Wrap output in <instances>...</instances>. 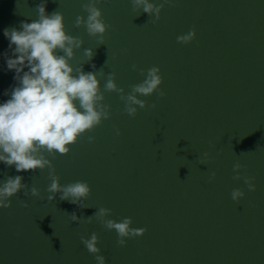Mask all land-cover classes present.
Listing matches in <instances>:
<instances>
[{"label":"water","instance_id":"water-1","mask_svg":"<svg viewBox=\"0 0 264 264\" xmlns=\"http://www.w3.org/2000/svg\"><path fill=\"white\" fill-rule=\"evenodd\" d=\"M84 2L0 0V102L16 84L3 30L37 18L41 3L48 14L62 12L68 33L83 39L74 65L114 72L126 93L144 79L140 69L158 66L165 95L140 97L148 107L132 117L118 93H104L111 118L53 159L61 184L91 186L84 207L21 190L0 207V264H96L81 242L93 232L106 264H264V0H172L155 22L131 0H100L111 26L100 45L74 24L86 16ZM193 28L192 42H177ZM83 48L93 49L90 61ZM237 161L255 191L233 178ZM16 175L47 196L48 170L17 172L0 163V180ZM234 188L246 193L238 202ZM100 207L147 231L120 247L116 232L96 218H70L92 217Z\"/></svg>","mask_w":264,"mask_h":264},{"label":"clouds","instance_id":"clouds-1","mask_svg":"<svg viewBox=\"0 0 264 264\" xmlns=\"http://www.w3.org/2000/svg\"><path fill=\"white\" fill-rule=\"evenodd\" d=\"M99 3L100 0H86L82 4L86 16L78 15L74 21L76 27L83 26L88 35L95 37L98 45L104 44L105 34L111 27L105 22L103 12L97 6ZM171 3L172 0H131L133 10L139 14L147 13L153 22L160 19L165 5ZM36 11L37 18L31 22L22 21L19 28L3 30L11 50V55L7 51L4 53L6 67L14 71L16 84L10 91H5L9 98L0 102V163L14 167L17 172L48 170L50 183L45 189L47 196L42 197L36 186L29 188L22 182L21 175L8 176L0 180V207H9L11 198L21 190L25 195L47 201H53L59 194L61 200L84 207L81 202L90 196L91 186L81 180L61 184L53 159L57 155L68 154L81 136L111 118V106L104 103L106 91L118 93L124 102V111L135 117L139 109L148 107L140 97L157 92L161 97L165 95L161 88L163 76L158 66L140 69L144 79L132 85L131 91L126 93L116 83L114 72H85L84 62L79 66L72 63L84 41L68 33L62 12L48 14L43 3L37 6ZM195 38L193 28L177 36V42L188 44ZM83 55L86 61H90L94 51L83 48ZM92 67L95 68V65ZM132 67L136 69V65ZM104 76L106 79L102 83L101 77ZM115 132L117 136L121 135L119 129ZM94 140V136H88L90 143ZM207 155V152L203 153V156ZM242 168L240 162L234 163L233 178L243 179L248 190L255 191L254 177L241 176ZM215 175V172H211L210 177L214 178ZM245 195L240 188L231 191L233 201L238 202ZM22 205L26 207L27 202L22 201ZM111 211L100 207L92 217L78 218L73 213L70 218L72 221L79 219V223L91 222L96 218L106 229L116 232L120 247H125L128 239L142 236L147 231L146 228L133 227L131 217L119 221L109 218ZM81 242L94 255L96 264H106L95 232L88 238L81 236Z\"/></svg>","mask_w":264,"mask_h":264}]
</instances>
